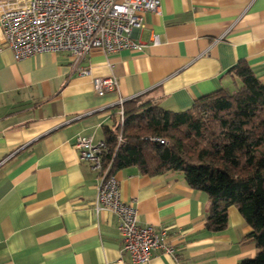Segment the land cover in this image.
Segmentation results:
<instances>
[{
	"label": "crops",
	"instance_id": "0c3cea01",
	"mask_svg": "<svg viewBox=\"0 0 264 264\" xmlns=\"http://www.w3.org/2000/svg\"><path fill=\"white\" fill-rule=\"evenodd\" d=\"M143 19L133 34L140 51L93 49L77 67L66 52L15 61L0 29V264H133L116 216L94 208L99 175L79 160L76 137L104 141L119 99L176 112L235 92L230 69L240 61L264 85V0H160L159 14ZM94 77H114L117 92L96 95ZM114 174L138 225L165 230L174 250H155L144 264H238L257 253L234 206L223 231L206 230L207 196L181 174L147 176L136 166Z\"/></svg>",
	"mask_w": 264,
	"mask_h": 264
},
{
	"label": "trees",
	"instance_id": "16d2710c",
	"mask_svg": "<svg viewBox=\"0 0 264 264\" xmlns=\"http://www.w3.org/2000/svg\"><path fill=\"white\" fill-rule=\"evenodd\" d=\"M230 72L240 81L235 92L217 90L183 111L125 101L122 125L104 129L103 159L113 174L131 166L147 176L181 174L206 194L210 232L226 228L234 206L250 228L243 239L257 249L238 264H264V85L246 62Z\"/></svg>",
	"mask_w": 264,
	"mask_h": 264
},
{
	"label": "built area",
	"instance_id": "2783aa9c",
	"mask_svg": "<svg viewBox=\"0 0 264 264\" xmlns=\"http://www.w3.org/2000/svg\"><path fill=\"white\" fill-rule=\"evenodd\" d=\"M1 3L0 29L15 61L44 52H66L73 67L93 49L104 53L122 50L137 52L142 44L133 38L144 27V13L159 14L160 0H4ZM152 45H158L157 37ZM81 76L89 71L80 69ZM92 87L98 96L116 93L114 77H94ZM138 100V99H137ZM117 102L119 123L123 122V103ZM119 138V136H118ZM160 144L163 140L158 139ZM74 148L80 161L98 173L94 208L107 209L117 218V230L122 240L121 252L133 264L147 263L155 250L173 256L166 243V231L153 226H139L136 209L126 204L120 194L119 182L110 173L103 156L104 141L91 137H76Z\"/></svg>",
	"mask_w": 264,
	"mask_h": 264
},
{
	"label": "rangeland",
	"instance_id": "374dc122",
	"mask_svg": "<svg viewBox=\"0 0 264 264\" xmlns=\"http://www.w3.org/2000/svg\"><path fill=\"white\" fill-rule=\"evenodd\" d=\"M142 101V99H139L138 101H137V103H140Z\"/></svg>",
	"mask_w": 264,
	"mask_h": 264
}]
</instances>
